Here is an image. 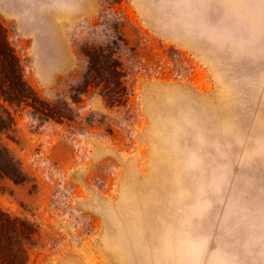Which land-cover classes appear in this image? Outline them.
<instances>
[{
  "label": "rangeland",
  "instance_id": "obj_1",
  "mask_svg": "<svg viewBox=\"0 0 264 264\" xmlns=\"http://www.w3.org/2000/svg\"><path fill=\"white\" fill-rule=\"evenodd\" d=\"M111 1L0 0L23 80L65 114L0 97L25 178L0 174V208L38 227L28 264H264V0ZM117 11L129 103L73 102Z\"/></svg>",
  "mask_w": 264,
  "mask_h": 264
},
{
  "label": "trees",
  "instance_id": "obj_2",
  "mask_svg": "<svg viewBox=\"0 0 264 264\" xmlns=\"http://www.w3.org/2000/svg\"><path fill=\"white\" fill-rule=\"evenodd\" d=\"M120 4L121 0H112ZM113 35L105 43L87 45L82 48L86 58L84 70L78 84L72 88L71 100L78 102L80 95L94 90L108 108L127 107L130 87L127 82L128 60L121 56V48L132 53V65L139 66L136 47L126 39L123 28L129 23L127 15L117 11ZM183 55L178 52L171 58L176 74H182ZM0 97L9 104L28 102L40 120L65 117L56 104L42 100L23 80L19 58L8 42L7 29L0 21ZM69 110V109H68ZM13 116L0 106V135L11 138ZM0 174L20 183L25 181L19 162L9 152L0 137ZM38 227L29 220L11 215L0 208V264H28L29 248L36 244Z\"/></svg>",
  "mask_w": 264,
  "mask_h": 264
}]
</instances>
